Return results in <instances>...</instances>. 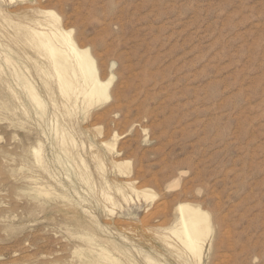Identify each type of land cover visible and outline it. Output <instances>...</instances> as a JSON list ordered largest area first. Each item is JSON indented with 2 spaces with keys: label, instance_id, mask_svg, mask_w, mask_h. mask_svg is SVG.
I'll return each mask as SVG.
<instances>
[{
  "label": "rangeland",
  "instance_id": "rangeland-1",
  "mask_svg": "<svg viewBox=\"0 0 264 264\" xmlns=\"http://www.w3.org/2000/svg\"><path fill=\"white\" fill-rule=\"evenodd\" d=\"M47 11L108 99L60 93L65 47L31 38L58 41L33 24ZM0 15V264H194L169 234L180 204L209 217L200 264H264V0H0Z\"/></svg>",
  "mask_w": 264,
  "mask_h": 264
},
{
  "label": "bare ground",
  "instance_id": "bare-ground-1",
  "mask_svg": "<svg viewBox=\"0 0 264 264\" xmlns=\"http://www.w3.org/2000/svg\"><path fill=\"white\" fill-rule=\"evenodd\" d=\"M41 14L44 15L45 19L43 21H40L41 19L40 20L37 19V21H33L34 22L33 24L35 25L36 28H40L43 31L53 32L56 35V40H58V41L55 42L54 45H49L45 37H39V38L38 37H31L32 41L36 42V44L34 45V48L36 50H40V51H43V49L46 48L50 53V52H52V49H59V46L61 45V46L65 47L64 49L68 55V59L64 58L63 59L64 61H62V59L60 58V61H62V64H64V62H65V66H64L65 67V76L69 77L68 79H63V78L59 77L56 80L57 85L59 86L60 93L66 99L69 100L71 95L78 88L84 103H86L87 105H91V103H93V102H100L102 100L108 99L109 97L107 94V90H108V87L111 83V78L108 80H105V81L99 80L98 75H97V71H96V68L94 65V61L91 59L88 51L85 49L84 50L78 49L71 39L70 32H67L66 30H65L66 31L65 32L56 26L57 21H58V17L55 16V14H53L52 12H49V11L41 12ZM1 20H2V16H1ZM6 20H3V21H6ZM32 28L33 27H28L27 29H32ZM50 57H52V54H50ZM45 58L48 61L51 69H53L54 71L56 70L58 72L59 70L56 67V65H51L50 59H48L47 56H45ZM37 60L40 61V63H41V60H43V59H41V60L37 59ZM67 60L70 61L72 64L67 65ZM48 63H47V65H48ZM44 66H46V65H44ZM44 66H43V68H44ZM45 69H46V67H45ZM37 70H38V68H37ZM42 70L44 71V69H42ZM38 73L41 74L40 68L38 70ZM28 85H29L28 83L24 82V86L27 87L29 95L34 100L33 102H35L36 104H38L39 106L42 107L43 104L41 103V101L39 100L37 95L33 92V90ZM62 136H64L63 133H62ZM71 145H73V144L71 143ZM113 146L114 145L112 144V147ZM35 151H38V150H35ZM36 160H37V162L40 161L39 158H37ZM85 180H87V179H85ZM127 187H128V189L133 190L131 183H128ZM42 189L44 190V188H42ZM117 192L123 201H125V202L128 201L127 193H124V191H122L120 189H118ZM43 194L48 195L49 193L46 192ZM134 194H136L137 199H140L139 198L140 196L145 197V199H146V197L151 196L145 191H142V192L134 191ZM55 196H58V195H55ZM47 197H50V194ZM103 198H105L106 203H109L112 206H115L116 201L112 197L107 196V194L106 195L104 194ZM177 211L179 212V215H180L178 227H175L172 230H170L169 234L174 236L176 238V241L178 240V242L183 247V249L188 253V255H189L188 259L189 260L191 258V260L193 261L194 264H200L201 253H202L203 247L206 243L207 238L209 237V235L211 234V231H212V227H211L209 217H208L207 213L204 211H201L198 206H192L189 204H180L177 207ZM88 213H90V212H88ZM85 215H87V214H85ZM162 235H164V234H162ZM171 238L172 237L170 236L168 239H171ZM158 239H159V237H158ZM159 240H161V238ZM167 241L168 240H166L165 242H167ZM89 243H91V242H89ZM166 244H167L168 248L171 246V244H169L168 242ZM171 250H173V249H171ZM171 250H169V251H171ZM177 251L175 250L176 253H177ZM108 252H109V250H108ZM178 252H181L180 249ZM142 257L144 260L147 261V263L149 261H150V264L153 262V261L151 262V260H149V258L145 255H142ZM102 258L104 260H111V258L109 256L104 255V254H102ZM152 264H156V263H152Z\"/></svg>",
  "mask_w": 264,
  "mask_h": 264
}]
</instances>
